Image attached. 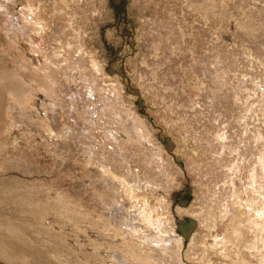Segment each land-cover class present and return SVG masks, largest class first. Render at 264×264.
I'll return each mask as SVG.
<instances>
[{
    "label": "rangeland",
    "instance_id": "1",
    "mask_svg": "<svg viewBox=\"0 0 264 264\" xmlns=\"http://www.w3.org/2000/svg\"><path fill=\"white\" fill-rule=\"evenodd\" d=\"M0 69L52 89L2 140L45 209L20 264H264V0H0Z\"/></svg>",
    "mask_w": 264,
    "mask_h": 264
},
{
    "label": "bare ground",
    "instance_id": "2",
    "mask_svg": "<svg viewBox=\"0 0 264 264\" xmlns=\"http://www.w3.org/2000/svg\"><path fill=\"white\" fill-rule=\"evenodd\" d=\"M48 69L49 68H47V70ZM50 69L48 71H50ZM35 72H36L35 74H37L38 76L42 75L39 72V70H37V69L35 70ZM45 72H47L46 69H45ZM51 73H52V71H51ZM34 75L32 74V75L27 76V74L25 72L24 73L13 72L12 75H10L9 72L0 71V158L3 159L2 162L0 160V264H20V261L22 259H25L27 255L28 256L32 255L33 257L36 258V260L38 262L42 259L40 256V253L36 250L37 247L36 248L34 247V245L32 244V241L27 237L26 233H27V228L31 224H35L36 226L39 225L40 220L43 217V212L45 209H44V207L41 206L39 199H37L36 197L31 196L29 194H24V193L19 192V189H18V182L19 181L17 178H10V176H9V170H10L9 144L6 143V141L5 142L2 141L3 136L4 135L9 136V133L11 132L10 128H12V127H10V124L14 125L13 120H10V117L11 118L14 117L13 111L15 109H17L16 107H19L20 108L19 110H24L25 106L27 104H29L30 100H32L34 92H36L38 90L47 91V89L50 86V85L49 86L46 85L47 83H45V85L48 87H45L44 85H42L40 80H38L37 77H34ZM43 76H44V74H43ZM45 76H47V75H45ZM47 77H50V76H47ZM56 80L58 81V79H56ZM51 81H53V80H51ZM49 89H51V88H49ZM4 92H8L9 93L8 96H10V97H7V98H9V101L7 100V102L5 101L6 99H4L5 98ZM47 94H48V92H47ZM49 94H51V93H49ZM13 103H14V105H13ZM121 117H122V115H121ZM122 118L124 119V117H122ZM122 118L118 117L119 120ZM126 127H128V126H126ZM223 133H218L219 136L221 134V139L225 138ZM132 135H130V136L133 137ZM218 139H219V137H218ZM260 160L262 162V168L264 169V161L261 158H260ZM233 168H235V166ZM239 168H241V167H238V169ZM235 188L236 187H234V190L236 191ZM254 189H256V188H254ZM255 191L256 190H254V192ZM259 194L261 196V199L258 198L259 195H257V198H255V196H252L251 200L246 205H244V203H242L241 201L237 202V203L244 206V208H245L244 211L242 209V211L240 212V215L243 216V214H245L246 215L245 217L248 218V220L250 222H252L253 224H255L257 226L261 225L264 227V188L261 190V192ZM12 203L15 204V206H17L15 208H18L20 211L25 212L27 214V217H25V219L26 220H32V223H28V221H23V223H21V222L18 223V222L13 221L12 218H14L17 214L14 217H10V204H12ZM225 208H226V206H225ZM145 209L146 208H143L144 211H145ZM228 209H226L225 214H229V212L231 213V211H229ZM230 210H232V209H230ZM221 211H220V213H222V215H223V212H221ZM138 212H139V210H138ZM224 212H225V210H224ZM234 212L236 213L237 210H235ZM18 213H19V211H18ZM214 214H213V216H215ZM208 215H209V213H208ZM144 217H146V216H144ZM223 217H225V215ZM238 217H239V215H238ZM208 218L211 219L212 217L209 216ZM148 219H150V218L148 217ZM187 223H189L191 226V222L189 220L184 224L183 223L179 224V231L181 233L188 232L189 229L184 230L182 228L183 225H186ZM21 231L26 232V233L24 235H18L19 232L21 233ZM176 235H181V234L176 232ZM179 239H181V238H179ZM179 242H180V240H179ZM132 253H135L134 254L135 256L132 255L133 256L132 259L135 257L134 259H136V261L139 264H158L155 262L153 256H151L152 254H150V255L145 254L146 255L145 256V255H143V253L141 254V252H140V254L137 253V250H132ZM119 258H121L122 261H120ZM119 258H118L119 263L120 262H122V263L124 262L127 264L130 263L129 257L121 256Z\"/></svg>",
    "mask_w": 264,
    "mask_h": 264
},
{
    "label": "water",
    "instance_id": "3",
    "mask_svg": "<svg viewBox=\"0 0 264 264\" xmlns=\"http://www.w3.org/2000/svg\"><path fill=\"white\" fill-rule=\"evenodd\" d=\"M189 221L191 222V226H189V230H188V232L183 233L184 235H188V233L190 232V230L195 226V223H194L193 220H190V219H189Z\"/></svg>",
    "mask_w": 264,
    "mask_h": 264
}]
</instances>
